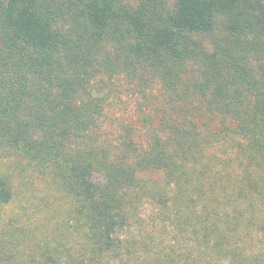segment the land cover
I'll return each instance as SVG.
<instances>
[{"label": "trees", "instance_id": "1", "mask_svg": "<svg viewBox=\"0 0 264 264\" xmlns=\"http://www.w3.org/2000/svg\"><path fill=\"white\" fill-rule=\"evenodd\" d=\"M0 264H264V0H0Z\"/></svg>", "mask_w": 264, "mask_h": 264}, {"label": "rangeland", "instance_id": "2", "mask_svg": "<svg viewBox=\"0 0 264 264\" xmlns=\"http://www.w3.org/2000/svg\"><path fill=\"white\" fill-rule=\"evenodd\" d=\"M147 93L144 95L137 88L133 89L126 84L124 80L121 81L120 93L109 100L107 105L102 122V136L119 137L129 133L139 144H144L153 129L158 128L161 116L158 111L162 103L158 86H153ZM28 180L25 183H22V179L16 180L17 203L9 205L5 211L13 213L21 204L29 205V210L37 205L43 209L44 201L48 203L53 201L54 194L52 191H46L48 185L45 181L35 175L30 176Z\"/></svg>", "mask_w": 264, "mask_h": 264}]
</instances>
